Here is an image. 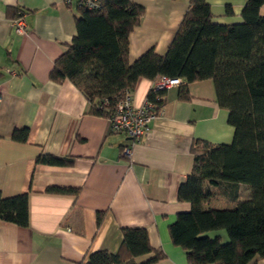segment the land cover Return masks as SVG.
<instances>
[{
	"label": "crops",
	"instance_id": "0c3cea01",
	"mask_svg": "<svg viewBox=\"0 0 264 264\" xmlns=\"http://www.w3.org/2000/svg\"><path fill=\"white\" fill-rule=\"evenodd\" d=\"M79 1L0 0V194L27 195L29 200L28 226L0 220V264H81L96 252L117 254L125 228L147 230L152 248L166 255L156 264H189L170 237L178 215L191 211L190 203L179 201V187L192 172L195 140L232 143L235 129L228 111L219 107L213 81L184 83L191 100L179 99L181 86L168 89L140 144L133 146L128 137L114 134L109 119L92 114L73 82L50 79L56 61L77 35ZM132 1L145 11L129 37L130 64L151 50L164 56L190 0ZM207 3L215 23L242 22L246 0ZM227 6L234 16L226 14ZM260 14L264 17V5ZM19 19L26 25L24 35L15 29ZM154 82H138L132 92L135 107L144 104ZM17 129L28 131L26 142L13 138ZM43 155L73 163H38ZM243 187L247 196L241 194ZM211 191L207 207L219 210L232 209L236 197L245 201L251 195L246 185L223 184ZM223 233L209 236L224 241ZM153 257L147 254L135 262Z\"/></svg>",
	"mask_w": 264,
	"mask_h": 264
},
{
	"label": "trees",
	"instance_id": "16d2710c",
	"mask_svg": "<svg viewBox=\"0 0 264 264\" xmlns=\"http://www.w3.org/2000/svg\"><path fill=\"white\" fill-rule=\"evenodd\" d=\"M77 3V35L56 61L50 79L73 82L91 105L92 114L110 119L126 92L136 90L141 79H180L179 99L190 101L184 83L211 80L217 102L228 111L235 129L230 145L195 140L194 165L179 187V201L191 211L178 215L170 226L172 243L182 248L189 264H257L264 260V0H246L242 22L224 25L213 21L207 0H190L184 19L164 56L148 51L134 64L129 62V37L140 25L144 8L132 0H99L96 7ZM226 14L234 16L231 6ZM166 91L151 90L147 99L159 108ZM28 131L16 130L13 138L26 142ZM38 163L71 165L70 159L49 155ZM223 184L246 185L250 199L236 197L232 209H212L207 204L212 189ZM55 193L72 190L52 189ZM0 220L21 227L29 224L27 195L3 198ZM103 215L98 216L99 224ZM223 231L228 241L209 233ZM120 252L100 251L81 264H138L137 257L154 254L140 264H156L166 258L152 248L147 230L125 228ZM127 257V259H125Z\"/></svg>",
	"mask_w": 264,
	"mask_h": 264
},
{
	"label": "built area",
	"instance_id": "2783aa9c",
	"mask_svg": "<svg viewBox=\"0 0 264 264\" xmlns=\"http://www.w3.org/2000/svg\"><path fill=\"white\" fill-rule=\"evenodd\" d=\"M71 3L72 0H67ZM83 1V0H81ZM89 7H96L99 0H85ZM84 1V2H85ZM15 29L18 34L26 33V25L23 19L15 22ZM182 81L180 79H167L160 77L155 80L154 91H167L173 87H179ZM1 101V92H0ZM162 108H159L156 103L146 98L144 104L140 107H135L133 93L126 92L124 97L117 103L112 117L109 119L111 128L114 134H121L128 137L133 146L140 144L150 133V125ZM126 155L131 154L130 148L125 150Z\"/></svg>",
	"mask_w": 264,
	"mask_h": 264
},
{
	"label": "rangeland",
	"instance_id": "374dc122",
	"mask_svg": "<svg viewBox=\"0 0 264 264\" xmlns=\"http://www.w3.org/2000/svg\"><path fill=\"white\" fill-rule=\"evenodd\" d=\"M247 193H248V189H245L244 187L241 189V194H242V196H247ZM224 234V242H227L228 241V236L225 234V233H223Z\"/></svg>",
	"mask_w": 264,
	"mask_h": 264
}]
</instances>
